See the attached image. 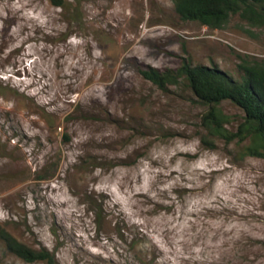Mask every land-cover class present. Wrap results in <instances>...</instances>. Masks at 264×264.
<instances>
[{"label": "rangeland", "instance_id": "1", "mask_svg": "<svg viewBox=\"0 0 264 264\" xmlns=\"http://www.w3.org/2000/svg\"><path fill=\"white\" fill-rule=\"evenodd\" d=\"M65 1L0 0V233L58 264H264V158L230 137L245 112L223 102L219 131L185 79L142 73L240 81L264 62V25L210 29L173 0ZM0 264L48 263L0 234Z\"/></svg>", "mask_w": 264, "mask_h": 264}, {"label": "trees", "instance_id": "2", "mask_svg": "<svg viewBox=\"0 0 264 264\" xmlns=\"http://www.w3.org/2000/svg\"><path fill=\"white\" fill-rule=\"evenodd\" d=\"M57 7H66L65 0H51ZM175 9L184 21L198 22L203 27L222 29L232 16L239 15L253 26L264 25V0H173ZM244 72L237 81L217 67L184 64L177 72L162 73L155 69L143 71L147 79L165 87L185 79L195 96L210 107L205 121L214 123L220 131L223 125L217 118L219 106L231 101L245 112V122L231 138L241 141L251 138L258 146H246L243 156L264 158V62L241 65ZM210 126V125H209ZM244 135V136H243ZM242 136V137H241ZM229 137V136H228ZM7 249L27 263L58 264L55 254L46 248L33 249L1 231Z\"/></svg>", "mask_w": 264, "mask_h": 264}]
</instances>
